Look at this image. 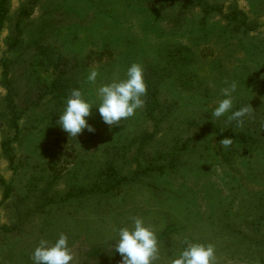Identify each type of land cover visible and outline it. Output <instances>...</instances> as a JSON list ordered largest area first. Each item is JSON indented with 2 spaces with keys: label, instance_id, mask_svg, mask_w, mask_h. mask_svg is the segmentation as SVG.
Listing matches in <instances>:
<instances>
[{
  "label": "rangeland",
  "instance_id": "374dc122",
  "mask_svg": "<svg viewBox=\"0 0 264 264\" xmlns=\"http://www.w3.org/2000/svg\"><path fill=\"white\" fill-rule=\"evenodd\" d=\"M205 1L222 13L195 0H7L0 264H33L40 242L61 234L73 264H121L114 244L133 217L158 237L155 264L186 243L213 245L216 264H264V0ZM133 63L156 103L144 97L111 127L93 109L95 132L77 139L61 130L71 90L95 108L99 87ZM232 83V110L249 109L242 127L231 112L211 118ZM91 189L101 192L79 194Z\"/></svg>",
  "mask_w": 264,
  "mask_h": 264
},
{
  "label": "clouds",
  "instance_id": "9594fccd",
  "mask_svg": "<svg viewBox=\"0 0 264 264\" xmlns=\"http://www.w3.org/2000/svg\"><path fill=\"white\" fill-rule=\"evenodd\" d=\"M99 73L92 70L87 75V81L94 84ZM237 85L230 84L222 90L224 99L217 102L211 113L212 119H219L231 112L229 121H235L242 127L244 118L249 114L247 107L233 111V93ZM99 104L84 98L79 89L71 90L63 113L57 121L61 130L72 138L81 135L85 130L94 133L95 129L88 123L92 110L96 109L104 122L111 126H120L121 122L135 116L138 110L145 106L147 85L142 65L133 63L128 67L125 78L103 85L97 90ZM231 138L220 141L222 148L232 145ZM115 252L121 256V264H155L158 259L159 241L156 233L147 227L141 218L133 217L130 227L119 230L118 240L114 244ZM216 250L211 244L186 243V247L172 264H216ZM33 264H73L74 255L69 247V240L61 234L55 243L42 240L31 257Z\"/></svg>",
  "mask_w": 264,
  "mask_h": 264
},
{
  "label": "trees",
  "instance_id": "16d2710c",
  "mask_svg": "<svg viewBox=\"0 0 264 264\" xmlns=\"http://www.w3.org/2000/svg\"><path fill=\"white\" fill-rule=\"evenodd\" d=\"M195 1H196L197 5L203 10V12L205 14H212V13H219V14H221L222 13V9L220 7L210 5L205 0H195ZM7 15H8L7 0H0V27L3 26V23H4ZM236 15L237 14H234L233 15V18L234 19H237V16ZM231 17H232V15L229 16V17H226V18L227 19H230ZM172 54H173V52L171 53V55ZM171 58L173 60L174 59L176 60V58H174L172 56H171ZM111 60H112V58H111ZM156 91H157L156 85L154 83L150 82L149 83V89L147 88L148 94L146 95V97L149 100H152V103H156V101H157ZM95 192H101V190H97V189L83 190L79 194L84 195V194H90V193H95ZM8 194H9V190L7 189V193H6V196L7 197H8Z\"/></svg>",
  "mask_w": 264,
  "mask_h": 264
}]
</instances>
